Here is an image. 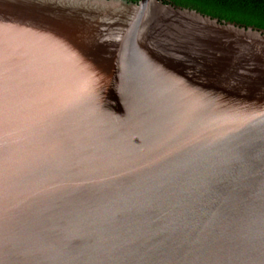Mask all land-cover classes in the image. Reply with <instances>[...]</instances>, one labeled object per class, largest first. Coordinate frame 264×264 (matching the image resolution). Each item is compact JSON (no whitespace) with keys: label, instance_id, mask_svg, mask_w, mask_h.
I'll list each match as a JSON object with an SVG mask.
<instances>
[{"label":"water","instance_id":"water-1","mask_svg":"<svg viewBox=\"0 0 264 264\" xmlns=\"http://www.w3.org/2000/svg\"><path fill=\"white\" fill-rule=\"evenodd\" d=\"M0 264H264V30L0 0Z\"/></svg>","mask_w":264,"mask_h":264},{"label":"trees","instance_id":"trees-1","mask_svg":"<svg viewBox=\"0 0 264 264\" xmlns=\"http://www.w3.org/2000/svg\"><path fill=\"white\" fill-rule=\"evenodd\" d=\"M137 2L138 0H128ZM240 26L264 30V0H162Z\"/></svg>","mask_w":264,"mask_h":264}]
</instances>
